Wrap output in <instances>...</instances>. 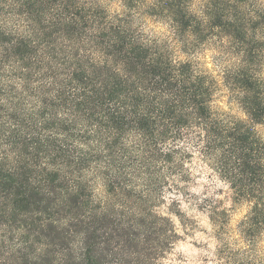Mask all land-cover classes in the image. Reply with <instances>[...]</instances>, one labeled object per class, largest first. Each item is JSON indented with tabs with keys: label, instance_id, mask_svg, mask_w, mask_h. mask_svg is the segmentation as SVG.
Wrapping results in <instances>:
<instances>
[{
	"label": "trees",
	"instance_id": "16d2710c",
	"mask_svg": "<svg viewBox=\"0 0 264 264\" xmlns=\"http://www.w3.org/2000/svg\"><path fill=\"white\" fill-rule=\"evenodd\" d=\"M121 1L111 14L94 0H0V224L16 232L0 236V264H120L103 253L129 240L157 264L152 242L174 231L155 208L194 153L217 158L248 207L233 245L210 216L218 255L264 264V140L215 109L219 81L191 59L223 33L238 58L222 83L264 123V0ZM144 15L165 17L168 36L147 33ZM95 180L117 201L94 200Z\"/></svg>",
	"mask_w": 264,
	"mask_h": 264
},
{
	"label": "rangeland",
	"instance_id": "374dc122",
	"mask_svg": "<svg viewBox=\"0 0 264 264\" xmlns=\"http://www.w3.org/2000/svg\"><path fill=\"white\" fill-rule=\"evenodd\" d=\"M98 2L111 14L121 13L124 10L121 0H94ZM153 2V0H148ZM203 1L195 2V8L199 9ZM142 11H146L142 9ZM165 17H154L146 19L141 16L145 30L152 36L165 39L168 36V25ZM184 58V56H182ZM237 54L233 43L223 35L214 32L209 35L200 47L197 54L191 59L201 68L206 69L219 81V88L214 100L215 109L230 118L248 124L262 140H264V123H254L244 112L237 97L230 93L222 83V76L232 71L237 61ZM222 83V84H221ZM217 158L207 160L198 153L192 154L191 158L185 160L187 178L185 181H178V189L164 190L163 199L155 208L158 215L168 219L163 222V227L174 233L168 232L172 237L167 246L166 242H152V245H160L164 252L158 259L157 264H226L217 251L219 241L217 239L215 227L210 220V216L225 224V234L223 240H229L233 245L238 238L237 225L247 212V205L234 204L233 193L217 172ZM93 199L96 201H117L107 194L103 181L95 180L92 183ZM173 201L176 204H173ZM117 232L122 231V227L112 226ZM16 232L9 231L0 224V236L3 245L10 243V236H15ZM147 243L137 245L129 240L128 245L122 251L103 255L107 259H121L120 264H144L143 256L146 253ZM4 248L0 249V260H5ZM256 250L261 255L264 263V232L260 238ZM132 259V262H131ZM128 261V262H127Z\"/></svg>",
	"mask_w": 264,
	"mask_h": 264
}]
</instances>
